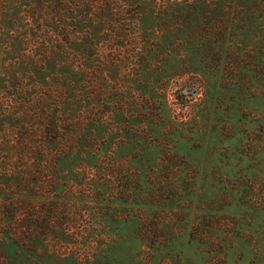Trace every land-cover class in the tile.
<instances>
[{
    "label": "rangeland",
    "instance_id": "374dc122",
    "mask_svg": "<svg viewBox=\"0 0 264 264\" xmlns=\"http://www.w3.org/2000/svg\"><path fill=\"white\" fill-rule=\"evenodd\" d=\"M133 13L0 25V148L55 122L68 158L0 264H264V55Z\"/></svg>",
    "mask_w": 264,
    "mask_h": 264
},
{
    "label": "trees",
    "instance_id": "16d2710c",
    "mask_svg": "<svg viewBox=\"0 0 264 264\" xmlns=\"http://www.w3.org/2000/svg\"><path fill=\"white\" fill-rule=\"evenodd\" d=\"M146 7H159L160 18L177 25L185 39L228 42L230 51L264 55V0H0V25H112L133 20L134 13L129 14ZM18 118L19 127H15L25 129L29 117ZM39 124L42 133L14 134V140L0 148V227L4 228L0 234L10 248L24 242L45 246V217L39 213L31 217L32 232L24 218L29 209L38 211L29 201L45 198L46 185L61 186L57 176L45 171V165L58 169L68 162L59 149L64 137L58 125L52 122L45 137V121ZM20 226L24 234L30 232L28 241L16 231Z\"/></svg>",
    "mask_w": 264,
    "mask_h": 264
}]
</instances>
